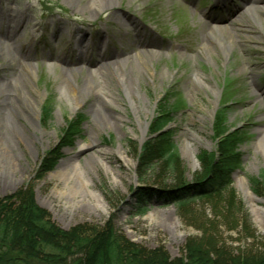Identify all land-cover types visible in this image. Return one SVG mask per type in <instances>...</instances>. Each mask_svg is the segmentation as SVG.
Instances as JSON below:
<instances>
[{"label":"rangeland","instance_id":"rangeland-1","mask_svg":"<svg viewBox=\"0 0 264 264\" xmlns=\"http://www.w3.org/2000/svg\"><path fill=\"white\" fill-rule=\"evenodd\" d=\"M89 1L0 0V35L14 37L25 55L21 61L32 67L30 74L22 63L17 66L18 86L0 79V198L29 189L61 229L107 224L127 241L163 253L168 262L183 259L190 245L215 259L262 252L264 215L255 220L252 207L264 210V150L258 142L264 100L254 92L264 87V10H252L254 23L244 14L249 0L223 2L225 10L216 16L236 9L220 27L233 31L230 21L243 13L253 39L237 43L226 57L214 47L208 57L200 50L207 33L199 22L209 23L201 15L219 5L216 0H114L109 6L100 0L101 9ZM113 11L139 29L124 19L126 25L118 26L110 19ZM74 28L84 32L81 43L88 50L76 63ZM146 49L142 63L137 61L143 55L99 69L98 85L114 104L103 103L97 88L82 85L91 82L88 70ZM244 57L258 62L254 76ZM10 69L0 59V77ZM120 72L137 95L125 93ZM22 91L34 111L23 103ZM157 118L168 121L160 131ZM225 126L239 132V143L227 150L231 156L218 151ZM170 143L175 155L166 157ZM144 144L151 161L140 155ZM221 163L223 176L213 173ZM59 168L70 174L75 191L57 192L63 182L52 174ZM78 174L87 187L77 182ZM237 177L246 179L254 203L236 187ZM205 179L215 192L204 193L210 187ZM181 183L191 187L172 192ZM87 191L98 195L103 211ZM193 195L199 196L178 202ZM140 202L147 203L142 214Z\"/></svg>","mask_w":264,"mask_h":264},{"label":"trees","instance_id":"trees-1","mask_svg":"<svg viewBox=\"0 0 264 264\" xmlns=\"http://www.w3.org/2000/svg\"><path fill=\"white\" fill-rule=\"evenodd\" d=\"M160 118H157L155 126L157 131L168 124V121ZM219 135L222 141L218 151L223 156H231L230 153L227 154V150L239 143V132L225 126L219 131ZM146 144L141 146L140 155L144 161H151V151L149 148L145 151L149 145ZM51 152L52 150L48 153ZM162 154L173 157V145L170 143ZM222 165H214L213 173L223 176ZM208 175L209 173L202 178ZM206 179L203 184L210 187L204 193L215 192V185H211ZM189 187L191 184L181 183L172 192L188 190ZM196 196L186 197L178 202L183 203ZM146 205L145 202L139 203V214L145 211ZM210 254L212 252L201 255L196 245H190L183 259L168 262L163 253L145 250L127 241L107 224L96 228L77 226L68 230L61 229L44 209L35 204L29 189H19L0 198V264H264V250L256 255L249 253L235 258L218 256L215 259Z\"/></svg>","mask_w":264,"mask_h":264},{"label":"bare ground","instance_id":"bare-ground-1","mask_svg":"<svg viewBox=\"0 0 264 264\" xmlns=\"http://www.w3.org/2000/svg\"><path fill=\"white\" fill-rule=\"evenodd\" d=\"M112 1L114 0H108L109 3H107V5L109 6L112 5ZM88 6H90L91 8L94 9H101L102 4L100 2V0H92L91 2L89 1V3H87ZM247 4V5H246ZM106 5V4H105ZM244 6H246L244 14L245 13H249L250 14V18L253 19V22H256V19L254 17V15L252 14V10L258 9L260 11L264 10V0H249L248 2L246 1ZM236 9V8H235ZM264 13V11H263ZM244 14L242 13L240 16H238L236 19H232L230 21V24L233 25L234 29L232 31V29L230 28V30H225V28L220 27V24L223 23V21L225 19H227V15L221 16L220 18H214V17H209V23L206 22H202L200 21L199 24L201 26V28L207 33V39L206 41L202 38L201 39V46H200V50L201 52L208 56L211 57V55H214L215 50L214 47H216L217 49H219L221 51V53L226 57L230 54L231 50L237 46V43L240 44H244L245 42L249 39H253L251 32L249 31L250 29H248L250 26L249 21H247L246 19H244ZM203 15V14H202ZM201 17H204V15ZM113 22H115L118 26L122 27L125 26V22L123 21V19L125 21H127L128 23H130L131 25H133L135 28L139 29V27L136 25V22H134V20H132L131 18L128 19V17H123L121 13H119L118 11H113L111 13V18H110ZM229 19V18H228ZM199 20H201V18L199 17ZM17 26H15L14 28H12V32L11 35L15 33ZM84 36V32L79 31L78 28H74L72 31V38H74V43H73V48H76L78 50H80V54L78 59L75 61V63L79 60H82L83 58L87 57L88 51L86 48H82V44L81 43V39ZM1 38H3V40L0 41V59L5 62L7 65L11 66V69L4 73L3 76L0 77L1 83H12L14 86H18V80L20 79L21 76V72L19 71V69H17V66H23V62L21 61L20 58L24 57L20 55V51L18 50V44L17 41L14 40V37L11 38V36H5V35H0ZM150 50L146 49L145 51L142 50V52L140 53H136L134 54V56H128L127 58H123V60L119 61H113L111 64L110 63H105V65L101 66L100 68H97L94 71L88 70V73L90 75H92V79L91 82L89 83V85L86 82H83L82 85L85 87L86 90H89L91 88H97V90L102 94V88L98 85L100 80L97 79L99 78V69H104L107 68V66H111L112 64H122L123 62H126L129 59H132V57L138 58L141 57L143 55H149ZM28 56V54H26ZM146 57V56H145ZM141 58L142 60L137 61L138 63H142L143 59L146 58ZM126 59V60H125ZM244 65L246 66V70L248 73H250L252 76H254L255 74H257L258 71V67L259 64L258 62H251L249 57H244ZM66 62V61H65ZM74 62V61H72ZM21 63L23 65H21ZM138 63H136L137 65H139ZM136 65V66H137ZM24 67L26 68V70L32 74V67L31 66H27L24 65ZM123 67V66H122ZM64 71H67L70 74H75L77 72V69H65ZM120 77H119V81L121 82V84L124 87V91L125 93L129 96L131 95H137L136 93V87L134 86V84L132 82H127L123 73H119ZM197 76V75H196ZM121 78V79H120ZM197 79H199L198 77H196ZM255 78V77H254ZM253 79V78H252ZM102 81V80H101ZM252 82V81H251ZM16 91L19 93V90L16 89ZM72 92V91H70ZM254 92L256 93V99L259 100L260 102H262L264 100V87L262 88H258L257 90H255L254 88ZM260 96V97H259ZM20 98H22L24 101L23 103L28 106L31 110L34 111V105L33 102L31 100H29L27 98V96L24 94V92L22 91V93L20 92ZM101 100L103 103H110V104H114V101L111 98H108V96H104L102 94ZM132 103V102H131ZM133 104V103H132ZM77 103H75L74 106H76ZM92 106H94V104L91 103ZM135 107V105H134ZM136 109V107H135ZM136 112V111H135ZM145 124V123H144ZM259 147L264 150V131L261 130L260 131V137H259ZM99 165L102 169L105 170V172H109V168L100 160L98 159ZM75 173V171L73 172ZM53 177H56L58 179H61L63 182V189L58 190L57 192L60 194H66L67 191L71 192V191H75V187L76 185H69V179H70V174L67 173L66 169H62L59 168L57 169L53 174ZM77 178V182H79V184H83V186L85 183L82 182V178L81 176L78 174L76 176ZM235 183H236V187L238 189L241 190L242 194L244 195V197L248 200V202L250 203H254L256 197L250 192V187L247 185L246 179L244 177H237L235 179ZM82 186V185H81ZM87 187V186H86ZM87 194L89 197H91V199L93 200V203L95 205L96 208L100 209V210H104L105 205L102 202V200L98 197V195H96L95 193H91L90 191H87ZM256 204V203H255ZM260 211V210H259ZM257 211L256 208L252 207V212L254 215L255 220L259 221L260 215H264V210L262 211ZM258 224L260 225V223L258 222Z\"/></svg>","mask_w":264,"mask_h":264}]
</instances>
